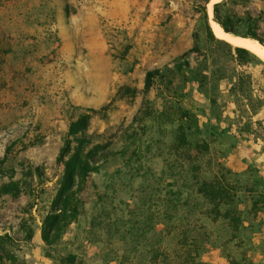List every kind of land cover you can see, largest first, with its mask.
<instances>
[{
    "label": "rangeland",
    "instance_id": "rangeland-1",
    "mask_svg": "<svg viewBox=\"0 0 264 264\" xmlns=\"http://www.w3.org/2000/svg\"><path fill=\"white\" fill-rule=\"evenodd\" d=\"M206 2L0 0V264H264V61ZM74 139L101 169L62 206Z\"/></svg>",
    "mask_w": 264,
    "mask_h": 264
},
{
    "label": "trees",
    "instance_id": "trees-1",
    "mask_svg": "<svg viewBox=\"0 0 264 264\" xmlns=\"http://www.w3.org/2000/svg\"><path fill=\"white\" fill-rule=\"evenodd\" d=\"M230 1L231 0H221L220 2L213 5V19L214 21L220 23L225 31L239 34L233 29L231 25V16L228 11V3ZM252 23L253 19L249 16L246 20V25L248 26L249 30L239 35L256 38L264 44V39L255 31H252ZM237 51L246 52L247 50L237 48ZM157 74L158 73L156 70H151L146 73V80L148 84L153 78L158 76ZM88 122V117H86L85 115L80 116L77 121L72 122L70 134L75 135L81 131H84L88 127ZM73 141L77 144V146L74 147V153L70 154V151L72 149L71 144ZM86 143L87 142L85 141V139L69 140L60 152L58 160L64 169L60 190V200H62L63 202L62 206H65L68 200L74 198L73 193L75 192L73 191V189L76 186L78 177L86 179L90 176L91 173L98 172L101 169V165L96 163V161L93 159L94 157L92 156V150H87L86 152L84 151V144ZM218 190L219 187L217 183L209 181L203 182L200 185L198 192L200 194H205L206 196L211 197L213 192H216Z\"/></svg>",
    "mask_w": 264,
    "mask_h": 264
},
{
    "label": "bare ground",
    "instance_id": "bare-ground-1",
    "mask_svg": "<svg viewBox=\"0 0 264 264\" xmlns=\"http://www.w3.org/2000/svg\"><path fill=\"white\" fill-rule=\"evenodd\" d=\"M221 0H209L207 10L209 13V22L211 30L217 40L232 48H241L254 54L256 57L264 61V44L256 38H250L239 34L227 32L222 25L213 19V5Z\"/></svg>",
    "mask_w": 264,
    "mask_h": 264
},
{
    "label": "water",
    "instance_id": "water-1",
    "mask_svg": "<svg viewBox=\"0 0 264 264\" xmlns=\"http://www.w3.org/2000/svg\"><path fill=\"white\" fill-rule=\"evenodd\" d=\"M220 2V1H219ZM218 3V2H217ZM254 39V38H253ZM258 40V39H257Z\"/></svg>",
    "mask_w": 264,
    "mask_h": 264
}]
</instances>
